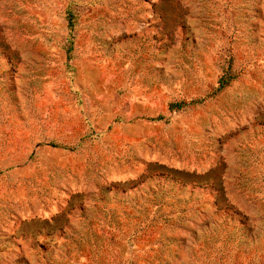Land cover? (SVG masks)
Segmentation results:
<instances>
[{
  "label": "rangeland",
  "instance_id": "rangeland-1",
  "mask_svg": "<svg viewBox=\"0 0 264 264\" xmlns=\"http://www.w3.org/2000/svg\"><path fill=\"white\" fill-rule=\"evenodd\" d=\"M0 264H264V0H0Z\"/></svg>",
  "mask_w": 264,
  "mask_h": 264
},
{
  "label": "trees",
  "instance_id": "trees-1",
  "mask_svg": "<svg viewBox=\"0 0 264 264\" xmlns=\"http://www.w3.org/2000/svg\"><path fill=\"white\" fill-rule=\"evenodd\" d=\"M69 26H72V20L69 19ZM223 84V82H222ZM182 106V103H171L170 104V109H173L174 107L180 108Z\"/></svg>",
  "mask_w": 264,
  "mask_h": 264
}]
</instances>
